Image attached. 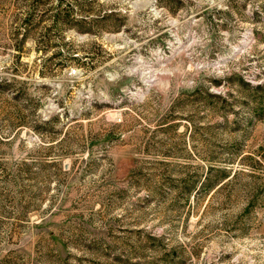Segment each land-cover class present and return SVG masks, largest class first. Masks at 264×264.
Listing matches in <instances>:
<instances>
[{
	"label": "rangeland",
	"instance_id": "obj_1",
	"mask_svg": "<svg viewBox=\"0 0 264 264\" xmlns=\"http://www.w3.org/2000/svg\"><path fill=\"white\" fill-rule=\"evenodd\" d=\"M165 257L264 264V0H0V264Z\"/></svg>",
	"mask_w": 264,
	"mask_h": 264
},
{
	"label": "trees",
	"instance_id": "obj_2",
	"mask_svg": "<svg viewBox=\"0 0 264 264\" xmlns=\"http://www.w3.org/2000/svg\"><path fill=\"white\" fill-rule=\"evenodd\" d=\"M215 170H216L217 175L214 177H210L209 173H206L205 176L202 177V179L198 178V179L194 180V182H190V185L188 188V193L190 191L196 190V192H201L202 196H204V195H209L210 193H213L214 191H216V189H218L222 185L221 183L224 180H226L229 175L227 172H225L224 169L215 168ZM208 171H211V169H209ZM183 190H185V189H183ZM185 191H187V190H185ZM171 252L176 253L174 251H171ZM173 253H171V254L176 257V255ZM167 257L162 259L163 264H167L165 262L166 261L165 259ZM176 258H178V257H176Z\"/></svg>",
	"mask_w": 264,
	"mask_h": 264
}]
</instances>
